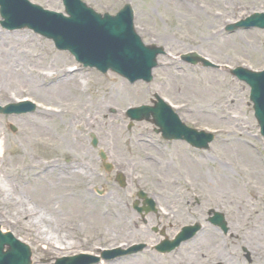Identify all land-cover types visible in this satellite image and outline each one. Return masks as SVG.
Segmentation results:
<instances>
[{"label":"rangeland","instance_id":"1","mask_svg":"<svg viewBox=\"0 0 264 264\" xmlns=\"http://www.w3.org/2000/svg\"><path fill=\"white\" fill-rule=\"evenodd\" d=\"M29 1L63 13L60 0ZM81 1L101 14H113L130 4L137 34L147 45L164 47L166 55L158 58L151 83L129 85L112 73L74 71L78 67L68 53L56 51L50 41L31 31L0 28L1 56L15 58L16 65L24 69L22 80L15 83L0 74V106L24 98L37 105L32 113L0 114V134L11 145L0 169L9 183L14 184L8 179L13 175L22 184L10 191L11 199H24L30 208L50 213L61 227L79 225L87 239L101 232L107 239L94 252L85 247L49 257L36 250L29 238L32 236L18 234L0 220L1 231L29 246L31 264H56L57 259L80 254L99 257L97 264H115L124 259L129 264H264L259 258L264 252L247 258L244 251L264 247V141L253 117L249 89L223 69L192 67L178 59L193 51L222 66L264 71L263 32L224 31L230 23L264 12V0ZM16 33L21 40L18 43L12 39ZM36 73H60L53 85L60 90L53 92L50 88L54 98L48 99L37 89ZM71 73L80 83L70 94L69 84L63 85L62 80ZM155 94L186 126L214 134L207 151L194 150L182 142L165 143L150 123L130 125L125 111L148 105ZM43 102L63 110L53 118L54 128L45 131L34 123L41 119ZM68 124L71 138L66 137L64 128ZM92 136L97 140L96 147L91 144ZM243 149L249 150L253 164L246 161ZM99 151L106 155L105 163L112 166L109 172L103 168ZM144 153L156 160L152 165H159L146 167ZM76 158L88 162L93 178L89 194H84V185L78 179H68L59 189L45 188V196L33 195L29 191L32 187L24 185L37 174L46 175L45 168L37 165L40 161L54 159L55 165L68 171L74 168L70 163ZM118 172L125 177L124 188L115 181ZM59 174L61 171L55 168L48 178L52 180ZM252 189L260 195L257 201L251 196ZM139 192L153 201L154 212L138 213L133 208L135 202L138 208L144 207L137 197ZM211 210L224 215L230 234L223 235L208 223ZM164 212L174 213V218L168 219ZM195 224L202 229L172 252L160 254L154 250L164 239L172 240L183 227ZM209 237L214 241L212 245L206 243ZM108 240L122 244L107 245ZM137 244L145 248L136 254L109 261L100 254L102 250ZM195 250L200 253H193ZM212 257L220 259L209 262Z\"/></svg>","mask_w":264,"mask_h":264},{"label":"water","instance_id":"2","mask_svg":"<svg viewBox=\"0 0 264 264\" xmlns=\"http://www.w3.org/2000/svg\"><path fill=\"white\" fill-rule=\"evenodd\" d=\"M63 2L66 13L70 16L67 19L61 15L44 12L31 6L25 0H0V15L3 19L0 24L8 30L29 28L55 41L58 49L69 50L77 61L96 67L102 72L111 69L131 81L137 79L139 75L143 76L146 81L150 79L149 72L155 56L162 51L160 48L144 47L141 44L133 32L128 7L114 18L107 16L100 18L77 0H63ZM236 27H257L264 30V15L254 14L230 29ZM186 58L193 61L192 57ZM231 74L250 86V100L254 103L255 118L264 137V72L254 74L243 69H236ZM29 111H33V107L27 104L0 108V113L3 114H21ZM149 115L153 116V122L160 127L168 139H182L199 149H207L208 143L213 140L212 135L185 128L170 109L162 103H158L154 109H140L132 112L130 117L141 120L148 119ZM117 181L121 187L124 186L121 176H117ZM145 203L149 206L143 210L146 213L153 211L152 204L148 201ZM222 220L220 215L215 214L211 221L224 226ZM196 230V227L184 228L173 242L165 240L156 249L160 252H170L182 241L190 238ZM5 246L8 249L3 252ZM83 258L84 256H79L73 259ZM29 259L30 252L27 247L16 242L9 234H0V264H30ZM90 261L97 262V259L90 258ZM70 262L67 263L70 264ZM90 263L85 262L84 264Z\"/></svg>","mask_w":264,"mask_h":264},{"label":"bare ground","instance_id":"3","mask_svg":"<svg viewBox=\"0 0 264 264\" xmlns=\"http://www.w3.org/2000/svg\"><path fill=\"white\" fill-rule=\"evenodd\" d=\"M15 43L20 42L21 40L18 39V33L15 34V37L12 38ZM1 48L0 46V74L7 75L10 80H12L14 83L22 80V74H23V68L16 65V59L15 58H8L5 59L1 56ZM23 53V52H22ZM19 62V60H18ZM54 71V70H51ZM64 72V71H63ZM61 72V74H63ZM58 74H50V75H43L36 73L35 82L37 84V89H40L46 94L49 98H54L51 95L50 88L53 87V85L57 82L56 78L59 76ZM79 74L78 76H80ZM33 79V78H32ZM76 76L74 73H71V75L66 77L64 80L63 85H67L70 89V94L72 91H74L75 88H77V84L80 83V81H76ZM72 84V87H71ZM60 88V87H59ZM0 89L2 90V87L0 86ZM52 91L60 90L57 88H51ZM56 89V90H55ZM63 89V88H62ZM0 90V91H1ZM5 96V93H4ZM43 106L41 108V119L35 121V125L37 128H41L45 131V129H49V127L54 128L53 126V120L56 118L57 115L62 114L63 110L58 107L57 105H49L45 104V102L42 103ZM55 117V118H54ZM54 118V119H53ZM47 126V128H46ZM60 126V125H59ZM64 128L67 132L66 137L71 138L73 135L71 132V126L70 124L64 125ZM33 133L36 132L35 129L32 131ZM37 134V132H36ZM9 143L3 139L0 134V164L1 160H3L5 156V152L9 150ZM243 153H245V159L248 162L254 163L253 158L251 157V154L249 153V150L243 149ZM144 165L146 167H157L156 165H159L158 163H155L156 165H152L151 162H156V160L153 158V156L149 155L148 153H144ZM149 158V159H148ZM22 158L20 157L19 160ZM25 159V158H23ZM56 161L54 159H50L48 162H42L40 161L37 163L38 166H42L46 169H44L43 172L46 173V175L40 176L39 174L36 175L35 178H33L29 182H24L25 186H30L32 188H29L30 192H33V195H46L45 188L47 187H55L56 189H59L61 187V183H67L68 179L73 180H80L81 183L84 185V194L90 193V183L93 180L91 172L89 171L88 162H86L84 159H72L70 166H74V168L71 167L68 171H66L64 168L60 167V165H55ZM57 168L59 171H61V174L53 176L52 180L48 178V173L53 172ZM67 168V167H65ZM64 174V175H63ZM14 181V184L9 183L8 180H6L3 172L0 169V220L11 229L15 230L18 234H21L25 237H29L32 244L35 245L36 250L40 252L43 256H49V257H55L60 254H71L74 249L79 248H85L87 247V250L89 252H94L98 248L103 247L101 243L103 240L107 239V236L104 232L101 233H95L93 236H91L89 239L83 237V230H81L79 225H76L74 223L60 226V222L55 220L52 215L46 211H37L35 208H30L25 200H13L10 198V191H14L19 188V186H22L20 181L16 180L13 175H11L10 178ZM64 189V188H63ZM251 190V196L252 198L257 201L260 197L258 192L255 190L254 193ZM259 196V197H258ZM258 197V198H257ZM87 199H89L86 196ZM89 204H92L90 200H86ZM75 205V204H74ZM257 214L260 216L261 214L254 211V214ZM163 216L169 218H174V213L171 212H164L162 213ZM107 213L103 214V217H105ZM105 238V239H104ZM117 240H108L107 245H120L122 243L116 242ZM213 239L209 237L206 240V243L209 245L213 244ZM107 243V242H106ZM202 244H205L204 242ZM106 245V246H107ZM126 245V244H125ZM195 254H199L200 251L193 252ZM219 257H212V259L209 261L216 260ZM262 260H264V257L261 256ZM220 259V258H219ZM179 263V262H178ZM104 264V263H102ZM115 264H129V261L121 260L118 261ZM134 264V263H132ZM151 264V263H149Z\"/></svg>","mask_w":264,"mask_h":264},{"label":"flooded vegetation","instance_id":"4","mask_svg":"<svg viewBox=\"0 0 264 264\" xmlns=\"http://www.w3.org/2000/svg\"><path fill=\"white\" fill-rule=\"evenodd\" d=\"M247 258H249V255H247Z\"/></svg>","mask_w":264,"mask_h":264}]
</instances>
